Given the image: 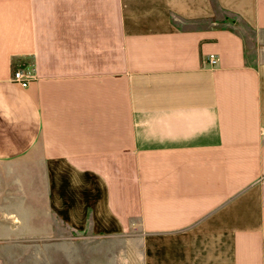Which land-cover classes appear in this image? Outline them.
Listing matches in <instances>:
<instances>
[{"label":"crops","instance_id":"obj_1","mask_svg":"<svg viewBox=\"0 0 264 264\" xmlns=\"http://www.w3.org/2000/svg\"><path fill=\"white\" fill-rule=\"evenodd\" d=\"M4 214L264 264V0H0V241Z\"/></svg>","mask_w":264,"mask_h":264},{"label":"rangeland","instance_id":"obj_2","mask_svg":"<svg viewBox=\"0 0 264 264\" xmlns=\"http://www.w3.org/2000/svg\"><path fill=\"white\" fill-rule=\"evenodd\" d=\"M21 217L22 223L15 216L3 215L6 236L0 241V264H141L124 237L82 234L57 221L53 232L56 235L35 237L20 233V237L12 236V227L18 225L22 232L42 224L26 221L27 215Z\"/></svg>","mask_w":264,"mask_h":264},{"label":"built area","instance_id":"obj_3","mask_svg":"<svg viewBox=\"0 0 264 264\" xmlns=\"http://www.w3.org/2000/svg\"><path fill=\"white\" fill-rule=\"evenodd\" d=\"M218 57L214 54H208L205 58L206 64H208L211 68H214L217 65ZM34 79V74L32 70H28L25 68H15L13 69V73L11 76V82L20 87H27L29 82Z\"/></svg>","mask_w":264,"mask_h":264}]
</instances>
